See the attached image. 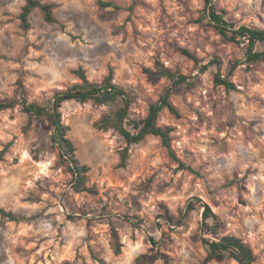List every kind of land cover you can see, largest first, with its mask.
<instances>
[{"label":"clouds","instance_id":"1","mask_svg":"<svg viewBox=\"0 0 264 264\" xmlns=\"http://www.w3.org/2000/svg\"><path fill=\"white\" fill-rule=\"evenodd\" d=\"M0 264H264V0H0Z\"/></svg>","mask_w":264,"mask_h":264}]
</instances>
